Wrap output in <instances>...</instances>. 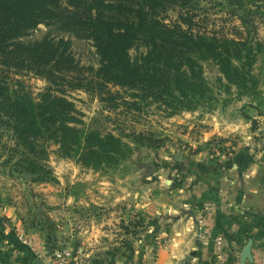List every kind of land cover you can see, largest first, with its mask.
I'll return each mask as SVG.
<instances>
[{
  "label": "trees",
  "instance_id": "16d2710c",
  "mask_svg": "<svg viewBox=\"0 0 264 264\" xmlns=\"http://www.w3.org/2000/svg\"><path fill=\"white\" fill-rule=\"evenodd\" d=\"M199 1L0 0L1 162L10 171L46 178L51 143L61 156H75L95 168L128 155L129 145L118 134L80 126L70 89L92 91L108 108L122 102L140 109L145 101L172 115L211 104L202 60L212 59L238 95L257 96L253 66L263 42L195 28ZM228 1L254 17L256 9L243 7L242 0ZM170 9H176L177 17L166 21ZM40 23L89 40L97 65L81 63L64 35L18 40ZM22 72L42 78L45 85L34 94L19 76Z\"/></svg>",
  "mask_w": 264,
  "mask_h": 264
},
{
  "label": "rangeland",
  "instance_id": "374dc122",
  "mask_svg": "<svg viewBox=\"0 0 264 264\" xmlns=\"http://www.w3.org/2000/svg\"><path fill=\"white\" fill-rule=\"evenodd\" d=\"M256 1L257 6L251 4L252 0H242L243 7L256 9L251 18L228 0H200L194 26L218 35L263 42L253 66L260 90L257 96L238 95V89L227 82L212 59L202 60L211 104L172 115H166L159 104L145 101L140 109L122 102L116 108H108L94 92L70 89L67 93L78 109L80 126L118 134L129 145L128 155L115 164L95 168L80 163L75 156H61L57 145L51 143L46 156L50 167L46 178L10 171L9 164L0 159V225L7 239L0 248V264H39L42 259L38 252L62 246L74 250L75 263L79 264L86 246L94 247L88 236L96 235L97 227L114 228L116 223V227L130 223L146 228L150 225L152 239L155 225L161 223L160 216L142 215L138 209L143 198L152 200L159 193L164 195L180 187L185 173L202 159L218 158L237 145L252 153L264 147V4ZM176 17V9L165 13L166 21ZM47 33L70 38L76 58L83 64L97 65L98 56L89 40L64 32L54 24L40 23L18 40L31 42ZM19 76L34 94L45 85L31 72ZM123 96L128 97L125 92ZM138 132L146 136L136 138ZM118 231L122 235L124 228ZM143 231L139 228L135 236ZM6 245L10 249L4 250ZM128 247L129 244L123 248L125 252ZM38 258L39 262L35 261Z\"/></svg>",
  "mask_w": 264,
  "mask_h": 264
},
{
  "label": "crops",
  "instance_id": "0c3cea01",
  "mask_svg": "<svg viewBox=\"0 0 264 264\" xmlns=\"http://www.w3.org/2000/svg\"><path fill=\"white\" fill-rule=\"evenodd\" d=\"M195 165L182 177L180 187L164 195L159 193L152 200L143 198L138 209L142 215L160 216L161 223L155 225L152 239L150 225L146 228L130 223L116 227V223L114 228L97 227L96 235L88 236L94 247L86 246L79 264H222L214 250L215 235L223 239L222 253L227 264H255L257 249L264 245V147L252 153L237 145L218 158L202 159ZM200 216L205 219L210 238L196 233V219ZM118 228H124L122 235L116 232ZM139 228L144 231L135 236ZM4 231L0 225V248L7 242ZM249 238L253 240V260L242 262L241 251ZM128 244L125 252L123 248ZM39 264L44 263L40 260Z\"/></svg>",
  "mask_w": 264,
  "mask_h": 264
},
{
  "label": "built area",
  "instance_id": "2783aa9c",
  "mask_svg": "<svg viewBox=\"0 0 264 264\" xmlns=\"http://www.w3.org/2000/svg\"><path fill=\"white\" fill-rule=\"evenodd\" d=\"M205 219L200 216L196 219V233L199 237L210 238V232L205 228ZM22 236V234H20ZM214 250L222 264H227V258L222 253L223 239L219 235H215ZM257 257L255 264H264V245L257 249ZM38 256L44 264H72L77 256L74 250L68 246L53 247L49 252H38Z\"/></svg>",
  "mask_w": 264,
  "mask_h": 264
},
{
  "label": "water",
  "instance_id": "95a60500",
  "mask_svg": "<svg viewBox=\"0 0 264 264\" xmlns=\"http://www.w3.org/2000/svg\"><path fill=\"white\" fill-rule=\"evenodd\" d=\"M253 240L251 238L248 239L246 244L244 245L242 251H241V261L244 262L246 259L252 261L253 255L251 252V246H252ZM37 260H40L39 258Z\"/></svg>",
  "mask_w": 264,
  "mask_h": 264
}]
</instances>
